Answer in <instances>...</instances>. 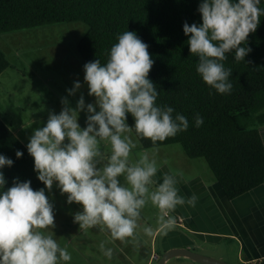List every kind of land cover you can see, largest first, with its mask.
Returning a JSON list of instances; mask_svg holds the SVG:
<instances>
[{"label":"clouds","instance_id":"1","mask_svg":"<svg viewBox=\"0 0 264 264\" xmlns=\"http://www.w3.org/2000/svg\"><path fill=\"white\" fill-rule=\"evenodd\" d=\"M260 3L261 0H201V22L183 24L189 51L199 57L197 73L220 94L230 93L233 88L229 79L232 69L223 63L226 53L235 50V60L243 61L252 51L240 45L247 42L264 16ZM148 47L134 31L119 35L106 63L96 59L83 66L88 95L96 98V104L85 105L81 96L75 109L66 106L59 114H50L46 125L35 130L26 145L38 180L49 191L56 182L60 192L67 194L69 204L82 206L74 222L81 229L106 228L114 240L122 242H134L140 229L148 237L155 231L167 235L176 224L172 215L176 208L195 207L198 199L195 194L181 196L172 175L165 174L162 183L156 184L155 157L145 153L134 165L129 164L130 153L136 147L125 135L132 130L127 123L129 114L137 136L150 139L153 145L190 126L183 114L173 115V107L161 108L157 104L158 92L148 78L154 64ZM81 87L79 81H74L66 91L71 96ZM61 103L67 105L68 101L62 98ZM81 111L88 113L84 128L78 123ZM194 122L198 128L204 120L197 113ZM101 141L110 143V156L102 154ZM15 155L21 158L23 152L17 150ZM105 159L107 162L98 166ZM13 163L0 153V264H69L72 256L67 248L60 247L51 233L42 231L54 224L45 189L33 190L31 181L21 182L19 178H13L12 185L5 187L3 169ZM121 176L127 186L121 184ZM153 184L156 186L150 190ZM149 202L159 210L155 230L140 223L142 210ZM99 248L106 258H112V248H106L104 243Z\"/></svg>","mask_w":264,"mask_h":264},{"label":"trees","instance_id":"2","mask_svg":"<svg viewBox=\"0 0 264 264\" xmlns=\"http://www.w3.org/2000/svg\"><path fill=\"white\" fill-rule=\"evenodd\" d=\"M201 0H0V33L54 23L81 21L86 32L77 43L85 63L99 59L106 63L111 47L125 31H134L148 44L154 60L148 78L158 92L157 104L171 106L186 116L189 129L157 141L137 136L134 119L127 123L143 148L181 145L189 158H204L225 196L232 199L264 183V140L258 126L248 122L264 108V16L241 47L252 51L243 61L235 50L223 61L232 69L233 88L220 94L196 71L199 57L189 51L183 24L201 22ZM258 7L264 8V0ZM9 66L0 49V73ZM199 114L204 123L195 127ZM17 150L23 152L17 158ZM0 153L13 160L3 169L6 188L13 178L31 181L33 190L44 184L34 171V160L26 145L0 117Z\"/></svg>","mask_w":264,"mask_h":264},{"label":"rangeland","instance_id":"3","mask_svg":"<svg viewBox=\"0 0 264 264\" xmlns=\"http://www.w3.org/2000/svg\"><path fill=\"white\" fill-rule=\"evenodd\" d=\"M87 25L84 22H68L54 23L39 27H33L23 30L2 32L0 33V49L5 54L9 66L4 69L0 75V116L5 121L16 136L25 144L29 142L34 131L46 125L50 114H59L64 107L76 108L77 101L83 96L85 105L96 104V98L88 95V86L84 81L85 61L77 49V43L86 32ZM74 81H79L82 85L80 90L74 95L69 96L67 89L73 87ZM62 98H66L67 105L61 103ZM97 111L99 107L97 106ZM88 113L81 111L78 114V123L81 128L86 127ZM250 124L258 126L264 140V108L253 114L248 120ZM136 147L129 156V164L134 165L139 158L147 153L150 158L155 157L157 164L173 160L181 162L189 161V158L179 144H169L152 148H143L132 131L126 133ZM100 150L107 157L111 155V145L108 142L101 141ZM200 161L204 158L200 157ZM106 159L102 160L100 167L106 163ZM209 169V168H206ZM121 184L127 186L124 176L118 178ZM154 190L153 185L150 190ZM50 199L52 209L62 211L69 204L66 200L63 203L57 198H64L58 189L53 186L47 195ZM149 205V219L156 222L159 210L151 204ZM71 209V207H69ZM77 212L73 208L70 213ZM66 216V215H65ZM54 224L49 226L45 231L53 235H60L61 241L72 239L71 236L75 231H70L66 226V230H60V217H56ZM67 218V217H66ZM74 220L73 215H68L67 220ZM65 223V222H63ZM83 233L78 234V239L74 242L79 244H67L68 250L74 254L76 259H89L92 249L100 252L99 245L105 244L106 248L113 249L111 262L116 261L115 258L121 256L118 254V244L110 240V235L106 230L99 232L98 235L101 242L95 245L91 242L83 240L89 229H82ZM91 231L89 232V234ZM84 234V235H83ZM132 247H127V251ZM104 256V255H102ZM140 257V255H138ZM105 257V256H104ZM97 258V257H96ZM81 261V260H78ZM89 263V262H88ZM70 264V263H69Z\"/></svg>","mask_w":264,"mask_h":264},{"label":"crops","instance_id":"4","mask_svg":"<svg viewBox=\"0 0 264 264\" xmlns=\"http://www.w3.org/2000/svg\"><path fill=\"white\" fill-rule=\"evenodd\" d=\"M200 160V158H192L189 161L174 162L173 160L166 161L164 159L163 162L157 164L158 171L153 178L156 184L162 183L164 175L169 174L177 179L176 187L181 196L188 198L195 194L198 197L195 207L184 205L176 208L173 214H179L182 217V222L175 224L167 235L155 231L152 236L148 237L140 229L137 231L134 242L112 240L118 244L117 255L121 254V256L115 258L116 261L111 262V259L102 256L103 254L99 251L96 252L95 256V250L92 249L91 257H88L89 259L86 262L82 261L84 259L74 258V254H71L72 260L69 263L156 264L163 251L174 247H189L230 264H264V183L244 194L228 199L215 180L207 162L204 163ZM53 186L56 187V182ZM155 186L153 184L154 188ZM41 188L45 189V195L50 202L47 196L49 190L45 185ZM57 189L60 192L59 188ZM61 194H64V198H57V200H62L60 203H63L67 199V194ZM73 208L77 209L74 214L70 213ZM149 210L147 204L142 210L140 223L150 225L155 230L158 227L157 221H150ZM81 211L82 206L77 203L67 204L62 211L53 209L54 220L57 221L56 217H60L58 228L65 231L66 226H68L70 231H75L71 236L72 239L66 241H61L60 235H54V239L57 240L60 247L68 250L67 244L79 246L74 241L78 239V234L83 233V231L78 223L72 219L67 220V218L69 214L74 216ZM104 230L109 232L106 228ZM89 232L85 234L83 239L86 245L87 242L94 245L101 242L98 235L99 232H102L100 226L90 228ZM110 238L111 235H108L107 239L110 240ZM127 239L131 240L132 238ZM129 246L133 249L130 248L127 251ZM166 264L200 263L177 256L170 258Z\"/></svg>","mask_w":264,"mask_h":264},{"label":"water","instance_id":"5","mask_svg":"<svg viewBox=\"0 0 264 264\" xmlns=\"http://www.w3.org/2000/svg\"><path fill=\"white\" fill-rule=\"evenodd\" d=\"M177 256L185 257L200 264H230L222 259L202 254L189 247H174L163 251L156 261V264H166L170 258Z\"/></svg>","mask_w":264,"mask_h":264},{"label":"built area","instance_id":"6","mask_svg":"<svg viewBox=\"0 0 264 264\" xmlns=\"http://www.w3.org/2000/svg\"><path fill=\"white\" fill-rule=\"evenodd\" d=\"M172 215L175 217L176 219V224H180L182 222V217L179 214H173Z\"/></svg>","mask_w":264,"mask_h":264}]
</instances>
